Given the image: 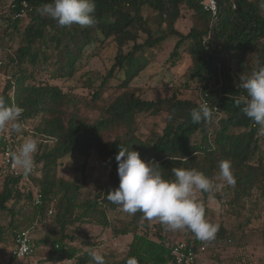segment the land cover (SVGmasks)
Here are the masks:
<instances>
[{"label":"trees","instance_id":"1","mask_svg":"<svg viewBox=\"0 0 264 264\" xmlns=\"http://www.w3.org/2000/svg\"><path fill=\"white\" fill-rule=\"evenodd\" d=\"M10 1L11 14L0 43H11L17 37L18 45L6 61L0 60V71L3 67L12 69L5 83L0 82V96L8 106L23 109L20 142L24 143V137L39 141L34 154L36 168L29 176L22 172L4 174L0 164V213L12 216L15 245L17 234L29 228H21L15 221L16 210L9 203L24 200L32 205L33 220L54 214L59 225L60 236L52 241L49 260L95 264L90 253L98 251L105 264H127L133 257L137 264H177L171 254L175 243L170 245L164 239L156 220H145L137 212L129 223L119 226L109 217L110 210L120 207L107 199V192L119 187L115 156L120 148L137 151L146 162H157L165 179H175L173 168L195 169L213 179L218 190L197 194L205 215L213 198L224 200L231 215L240 218L242 210L247 209V198L254 192L258 196L253 199L252 212L261 203L264 208V130L240 111L248 97L239 87L241 76L247 77L264 66V0H219L222 10L213 25L209 13L196 0H95L98 23L92 27H60L51 17L41 16L37 9L51 0H28L21 15L23 5ZM183 8L194 11L201 20V26H193L186 34L175 27ZM171 36L178 37L170 55L172 64L180 58V48L187 42L185 50L191 57L189 82H199V102L183 97L180 90L149 100L131 86L147 65V53L159 49ZM107 41L115 44V56L105 74L94 77L84 73L87 87L94 89L90 98L65 91L56 82L73 77L84 53ZM113 79L118 83L112 84ZM204 101L213 110L214 119L194 124L190 111ZM162 113L165 126L161 131L147 137L138 133L140 114ZM170 113L174 114L172 120L167 119ZM37 116L40 121L35 129L26 128V122ZM8 136L19 137L11 127L8 133L0 131V155ZM92 151L102 160L105 172L94 181L95 195L89 191L82 196L89 176L85 173L86 163L75 167L82 172L81 180L60 176L58 169L73 154L88 159ZM222 160L231 161L234 186L219 176ZM31 179L43 193L41 204H35L36 192L25 188ZM50 210L53 212L49 214ZM252 214L234 227L220 223L211 241L198 240L186 229L185 242L195 247L207 245L215 252L214 261L221 260L224 245L234 242L227 264H252L247 244L256 230L264 248V226L253 228ZM75 222L111 227L114 236L132 234V239L122 256L103 252L100 243H91L86 237L81 239L88 245L84 249L69 243L77 238L75 233L67 232L69 224ZM152 229H156L154 233ZM33 244L36 250L41 241ZM13 262L11 251L7 264Z\"/></svg>","mask_w":264,"mask_h":264},{"label":"rangeland","instance_id":"2","mask_svg":"<svg viewBox=\"0 0 264 264\" xmlns=\"http://www.w3.org/2000/svg\"><path fill=\"white\" fill-rule=\"evenodd\" d=\"M10 0H0V35L3 33V29L7 28L8 17L10 16L9 6ZM150 12H146L148 15ZM193 26H201V20L198 15L188 9L183 8L182 17L178 19L175 27L183 33H188ZM145 38V35H142ZM18 39L15 37L11 43L7 40L0 43V60L6 61L7 56L13 52V49L18 45ZM178 37L171 36L165 42L161 44V47L155 51H150L145 56L147 61L146 67L141 73L132 81L131 86L137 89L136 93H140L143 98L149 100H155L160 97H168L174 91L180 90L183 97L191 98L194 101H201L202 95L198 81L189 82V68L191 66V57L186 52L187 42L180 48V58L175 64H172L170 55L176 46ZM264 42V40H263ZM115 56V44L112 41L96 44L89 48L78 65V72L71 78H63L58 82L65 91L75 94L79 97L90 98L93 94V90L87 87L85 83L86 73L94 77H100L105 74L109 66L112 64ZM12 72L11 68L3 67L0 71V82L5 83V80L10 76ZM123 78V74H121ZM112 84L118 83L117 79H113ZM110 93V91H109ZM93 114V113H92ZM91 116H94L92 115ZM40 121V116H37L26 122L25 127L28 129H35V125ZM165 126V114L162 113L158 116L150 114H140L138 116V133L143 136H149L153 131H161ZM8 126L6 133L10 129ZM3 131V132H4ZM22 132H18L19 137ZM23 136V135H22ZM26 139H29L28 137ZM25 137L23 141L25 142ZM39 140V138H37ZM39 142V141H38ZM1 161V158H0ZM83 163H86L85 173L88 174L87 185L83 187L82 196L90 191L92 196L96 193V185L94 181L99 177L100 173L105 172L102 160L98 155L92 151L88 159L73 154L66 158L65 161L59 166L58 174L60 176L67 177L69 179H82V172L76 171L75 167H82ZM107 173V172H106ZM104 182V181H103ZM3 185V177H0V191ZM26 187L32 188L35 192L39 191V186L35 183V180L31 179L30 184ZM258 196L257 192H254L252 197L247 198V209L242 210L240 218H236L230 213V208L225 204L224 200L211 199L209 200L210 210L208 211L206 218L214 224L220 223L226 224L229 228L234 227L240 221H243L245 217L252 214V221L250 225L253 228H261L264 226V211L263 204L256 210L258 212H252V205H254L253 199ZM9 205H13L16 210L15 221L21 224V228H29L33 242L41 241V244L36 245L35 253L27 256L19 261H15V264H73L74 261L64 260L61 262L49 260V251L52 249V241L58 239L60 236L59 225L52 216H46L42 220H33L32 205L22 200L17 204L10 202ZM229 209V211H228ZM54 210V209H53ZM256 213V214H255ZM50 214V213H49ZM112 222L116 225L122 226L125 223H129L134 215H129L123 212L119 207L115 211L108 212ZM158 225H161V232L164 239L172 245L179 241H186L187 232L185 230L171 231L166 225L161 224L156 220ZM153 225L154 223H150ZM156 229H152L151 232H155ZM69 233H75L76 239L69 243L80 246L84 249L88 248V245L84 244L81 239L83 237L88 238L91 243H100V249L106 253H112L113 255L122 256L125 254L128 243L132 239V234L114 236L111 227L103 228L97 224H79L78 222L70 223L67 229ZM155 236V235H153ZM156 237V236H155ZM97 240V241H96ZM99 241V242H98ZM262 238L259 230H256L248 238L247 249L252 254V264H264V248L262 245ZM15 248V237L12 229V216L9 212L0 213V264H7L10 258L11 251ZM98 248V249H99ZM221 249V260L214 261L212 252L207 245L206 250L199 253L196 264H227L229 257L234 252V242H228V245H224Z\"/></svg>","mask_w":264,"mask_h":264},{"label":"clouds","instance_id":"3","mask_svg":"<svg viewBox=\"0 0 264 264\" xmlns=\"http://www.w3.org/2000/svg\"><path fill=\"white\" fill-rule=\"evenodd\" d=\"M41 16H49L60 27H92L98 23L94 16L95 0H51L37 9ZM239 87L247 93L248 99L240 111L264 130V66L251 75L240 77ZM237 105L240 101L236 102ZM23 109L20 106H8L0 96V131L11 125V130L21 132L20 118ZM172 113L167 119H173ZM194 124L212 122L213 110L207 102H202L190 111ZM38 151L35 139H26L17 153L13 154L14 165L29 176L35 167L34 154ZM120 178L119 187L107 192V199L120 206L129 215L142 213L148 221L158 220L171 231L190 230L198 240L215 239L219 225L211 223L205 216V208L197 199L200 192L212 193L219 185L214 180L195 169L173 168L175 179H165L160 165L155 161L146 162L134 150L120 148L115 156ZM219 176L228 185L236 183L232 172L231 161L222 160L219 164ZM91 260L95 264H105V258L98 251L91 252ZM127 264H137V260L129 258Z\"/></svg>","mask_w":264,"mask_h":264},{"label":"built area","instance_id":"4","mask_svg":"<svg viewBox=\"0 0 264 264\" xmlns=\"http://www.w3.org/2000/svg\"><path fill=\"white\" fill-rule=\"evenodd\" d=\"M17 1H19L23 5L21 13L18 14L21 15L25 11V8L29 5V2L28 0H17ZM196 1L206 12L209 13L213 25L218 19L222 10L220 1L219 0H196ZM22 144L23 143L20 142V137L8 136L7 142L2 148V152L0 155L1 156L0 164L3 168L2 171L4 174L9 173V174L17 175L22 172L21 169L17 168L14 165L12 159L13 154L19 151L20 146ZM34 161H35V156H34ZM35 168H36V162H35L34 170ZM42 202H43V193L39 190L36 192L35 195V204H41ZM52 212H53L52 210L49 211V213ZM205 250L206 247L204 245L200 247H195L194 245L189 244L185 241H179L172 246L171 254L174 257L177 264H196L199 253ZM34 251H35V247L32 242L30 230L22 229L16 236V245L15 248L12 250V254L14 256L15 261H19L24 257L31 255L32 253H34ZM12 264H15V262H13Z\"/></svg>","mask_w":264,"mask_h":264}]
</instances>
